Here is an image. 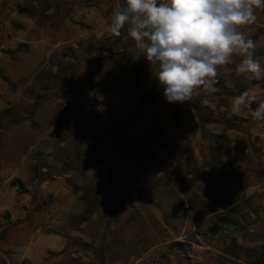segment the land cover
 I'll use <instances>...</instances> for the list:
<instances>
[{
	"label": "rangeland",
	"instance_id": "1",
	"mask_svg": "<svg viewBox=\"0 0 264 264\" xmlns=\"http://www.w3.org/2000/svg\"><path fill=\"white\" fill-rule=\"evenodd\" d=\"M122 2L0 0V264H264V79L167 103Z\"/></svg>",
	"mask_w": 264,
	"mask_h": 264
},
{
	"label": "clouds",
	"instance_id": "2",
	"mask_svg": "<svg viewBox=\"0 0 264 264\" xmlns=\"http://www.w3.org/2000/svg\"><path fill=\"white\" fill-rule=\"evenodd\" d=\"M257 10H264V0H123L101 36L119 37L126 28L165 101L183 104L201 91L215 94L219 69L229 71L234 55L241 57L237 77L264 79V67L254 58L256 45L241 30L256 21ZM252 99L247 90L233 97L231 113L264 121V102L253 109Z\"/></svg>",
	"mask_w": 264,
	"mask_h": 264
},
{
	"label": "trees",
	"instance_id": "3",
	"mask_svg": "<svg viewBox=\"0 0 264 264\" xmlns=\"http://www.w3.org/2000/svg\"><path fill=\"white\" fill-rule=\"evenodd\" d=\"M261 14L264 15V10H260ZM258 34L254 33L252 34L248 39H251L253 42H255L257 40ZM264 55V54H262ZM19 184V183H17ZM21 188V185H19V189Z\"/></svg>",
	"mask_w": 264,
	"mask_h": 264
}]
</instances>
